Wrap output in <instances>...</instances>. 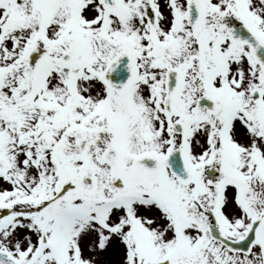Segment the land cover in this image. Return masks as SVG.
<instances>
[{
    "label": "snow or ice",
    "instance_id": "1",
    "mask_svg": "<svg viewBox=\"0 0 264 264\" xmlns=\"http://www.w3.org/2000/svg\"><path fill=\"white\" fill-rule=\"evenodd\" d=\"M0 264H264V0H0Z\"/></svg>",
    "mask_w": 264,
    "mask_h": 264
}]
</instances>
